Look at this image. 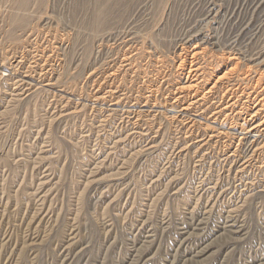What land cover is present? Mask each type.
I'll use <instances>...</instances> for the list:
<instances>
[{"label": "rangeland", "instance_id": "obj_1", "mask_svg": "<svg viewBox=\"0 0 264 264\" xmlns=\"http://www.w3.org/2000/svg\"><path fill=\"white\" fill-rule=\"evenodd\" d=\"M0 264H264V0H0Z\"/></svg>", "mask_w": 264, "mask_h": 264}, {"label": "bare ground", "instance_id": "obj_2", "mask_svg": "<svg viewBox=\"0 0 264 264\" xmlns=\"http://www.w3.org/2000/svg\"><path fill=\"white\" fill-rule=\"evenodd\" d=\"M22 4V3H21ZM20 7H21V5H20ZM199 72V69H194V68H189V71L187 72V75L189 76L187 79H186V81L184 82V85H183V87H181L180 88V90L179 91H191V92H198V91H196V87L198 86L197 84L195 85V84H193L197 79H195L194 77H197V73ZM227 74L225 73V74H223V76L221 77V78H219L216 82L218 83V81L220 80V79H223V78H225V76H226ZM191 80H193V81H191ZM215 82V84L213 85V87H215L216 85H217V83ZM228 93V92H227ZM250 94V93H249ZM204 96H202V98H203ZM250 97V96H249ZM198 101H202V99H200V100H198ZM218 102V101H217ZM219 103V102H218ZM224 110H226V111H228L229 110V107H228V104L226 103V104H224L223 105V107L221 108V109H217L214 113V117H216L217 115H221L223 112H224ZM225 114V113H224ZM258 128H259V125H256V126H254L249 132L251 133V132H253V131H257L258 130ZM254 133H256V132H254Z\"/></svg>", "mask_w": 264, "mask_h": 264}]
</instances>
